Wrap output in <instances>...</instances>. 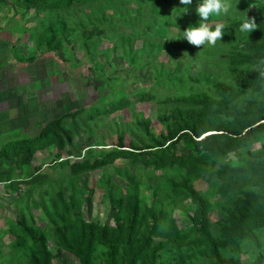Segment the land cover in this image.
<instances>
[{
  "label": "rangeland",
  "instance_id": "rangeland-1",
  "mask_svg": "<svg viewBox=\"0 0 264 264\" xmlns=\"http://www.w3.org/2000/svg\"><path fill=\"white\" fill-rule=\"evenodd\" d=\"M253 1L229 0L237 8L233 7L234 14L211 16L209 23L240 22L242 11L255 16ZM195 6L193 0L189 12L176 16L182 7L180 2L165 8L153 0H85L74 6L46 9L27 7L24 0H0L1 140L34 134L43 123L81 108V113L61 120L68 132L61 159L92 160L99 148H119V142L128 149L150 145L167 127L168 121L161 120L164 114L201 106L177 99L163 102L165 96L203 91L215 95L217 83L236 87L239 77L251 66L232 63L230 55L238 42L251 40L252 30L247 36L238 25L233 26L215 45L167 39L200 19ZM48 25L59 31L52 48L37 43ZM137 91L151 92L155 98L132 97L107 114L86 116L94 103L106 97L113 99L116 93L131 96ZM260 100H264V80L229 103L222 115L232 117L229 113L235 108ZM261 142V134L254 133L221 161L246 164L249 152L257 151ZM55 152V145L48 144L35 151L29 165L17 163L11 155L0 168L12 170L17 176L27 169L39 168L44 173L32 182L20 179L12 187L0 181V264H30L26 254L35 242L28 230L44 235L52 254L50 264H79L73 254L63 249L59 252L55 233L61 210L56 198L59 190L65 199L73 194L78 202L76 211L70 213L73 218L78 213L87 221L107 224L113 223L114 206L121 204L125 209L129 196L137 194L143 208L151 205L163 215L161 234L154 244L166 242L160 249L164 260L172 264L175 253L169 239L179 234L187 235L183 249L190 264H211L193 242L190 217L194 204L182 184L188 179L210 202L211 231L221 238V222L231 211L236 191L221 196L216 183L190 176L178 164L157 167L121 157L103 167L73 171L68 164L53 165ZM176 152L195 153L183 141L176 144ZM258 189L264 194V185ZM256 232L258 242L237 239L221 247L222 255L239 256L243 264H264V226ZM102 251V246L94 247L93 264L101 262Z\"/></svg>",
  "mask_w": 264,
  "mask_h": 264
},
{
  "label": "trees",
  "instance_id": "trees-1",
  "mask_svg": "<svg viewBox=\"0 0 264 264\" xmlns=\"http://www.w3.org/2000/svg\"><path fill=\"white\" fill-rule=\"evenodd\" d=\"M84 1L24 0L27 7L41 6L46 9L74 6ZM179 2L180 0H153L154 4L165 8H171ZM253 2L256 4L253 17L260 27L252 30L251 40L238 42L230 55L232 63H247L251 68L239 77L236 87L217 83L215 95L203 91L165 96L163 102L177 99L199 103L201 106L192 109L177 108L164 114L161 120L168 121L167 127L150 145L128 149L119 142V148H99L92 160L85 158L71 162L70 158L61 159L64 137L68 136L61 120L66 115L75 116L84 111L80 108L67 111L43 123L34 134H27L5 144L0 152V168L11 155L15 156L17 163L29 165L35 151L48 144H54L56 147L53 165L68 164L73 171L103 167L118 157L157 167L178 164L188 175L200 176L216 183L221 196L234 191L238 193L232 202L228 217L221 222V238L215 237L211 231L210 202L194 189L188 179L182 184L194 204L190 218L195 235L193 242L198 250L207 256L211 264H243L239 256L222 255L221 247L241 238L258 242L256 230L264 226V194L258 189V186L264 185V100L251 101L245 107L235 108L229 113L232 117H224L222 114L227 110L229 103L245 93L248 88L264 80V75L257 68L258 65L264 67L260 63L264 61V0ZM225 24L229 25L230 29L238 25L239 21H229ZM58 35L59 31L53 25L46 26L37 38L38 46L52 48ZM113 97H106L102 102L94 103L87 110L86 116L94 118L107 114L128 103L132 97L142 100L155 98L148 91H137L131 96L116 93ZM254 133L261 134V147L257 151L249 152L246 164L231 165L221 161L227 154L237 151ZM179 141L185 142L195 153L177 154L176 144ZM90 149L95 151L97 148ZM42 177L44 173H40L39 168L33 171L27 169L20 176L15 175L12 170L0 169V181L8 187L18 184L20 179L32 182ZM56 198L61 205L55 227L59 252L63 249L73 254L79 264H93L96 245L103 247L99 264H169L160 251L166 242L159 241L154 244L155 237L161 234L163 215L151 205L143 208L137 194L129 196L125 209L121 204L114 206L112 224L87 221L78 213L73 218L70 213L75 212L78 205L74 195L70 194L68 199H65L59 190ZM28 236L35 242L34 247L29 248L26 254L30 264H50L52 254L44 235L28 230ZM186 236L174 234L170 237L169 241L175 253L172 264H190L188 253L183 249Z\"/></svg>",
  "mask_w": 264,
  "mask_h": 264
},
{
  "label": "clouds",
  "instance_id": "clouds-1",
  "mask_svg": "<svg viewBox=\"0 0 264 264\" xmlns=\"http://www.w3.org/2000/svg\"><path fill=\"white\" fill-rule=\"evenodd\" d=\"M181 10L176 16L189 12V6L193 4V0H180ZM195 12L199 14L200 19L195 23H189L184 29H181L179 35H170L167 39L184 38L193 45H215L217 41H222V36L228 31V26L224 22L209 23L211 16H228L233 15V6L229 0H195ZM236 8V7H235ZM237 9V8H236ZM240 17L238 24L242 33L249 34L253 29L260 27L255 17H249L245 11ZM175 16V17H176ZM264 65V61L260 62ZM258 70L264 75V67L257 66Z\"/></svg>",
  "mask_w": 264,
  "mask_h": 264
},
{
  "label": "crops",
  "instance_id": "crops-1",
  "mask_svg": "<svg viewBox=\"0 0 264 264\" xmlns=\"http://www.w3.org/2000/svg\"><path fill=\"white\" fill-rule=\"evenodd\" d=\"M1 43H2V41L0 40V44H1ZM11 129H12V128H10V130H11ZM0 136H1V133H0ZM1 138H2V137H0V143L2 142V148H3V147L5 146V144H7L8 142H10V140H7V141H6V140H3V141H2ZM1 150H3V149H1Z\"/></svg>",
  "mask_w": 264,
  "mask_h": 264
}]
</instances>
